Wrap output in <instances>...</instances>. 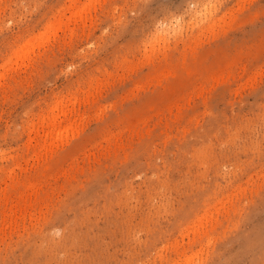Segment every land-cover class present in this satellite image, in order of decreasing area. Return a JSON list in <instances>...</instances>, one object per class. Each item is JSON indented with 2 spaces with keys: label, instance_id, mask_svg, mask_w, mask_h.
I'll return each instance as SVG.
<instances>
[{
  "label": "rangeland",
  "instance_id": "374dc122",
  "mask_svg": "<svg viewBox=\"0 0 264 264\" xmlns=\"http://www.w3.org/2000/svg\"><path fill=\"white\" fill-rule=\"evenodd\" d=\"M0 264H264V0H0Z\"/></svg>",
  "mask_w": 264,
  "mask_h": 264
},
{
  "label": "bare ground",
  "instance_id": "6f19581e",
  "mask_svg": "<svg viewBox=\"0 0 264 264\" xmlns=\"http://www.w3.org/2000/svg\"><path fill=\"white\" fill-rule=\"evenodd\" d=\"M80 10V9H79ZM25 50V49H24ZM25 52V51H24ZM57 100V99H56ZM57 103V102H56ZM74 108V107H73ZM67 109V108H66ZM51 110V109H50ZM62 114H64V113H62ZM72 114V113H71ZM54 117V116H53ZM54 119H55V117H54ZM50 121V120H49ZM73 121V120H72ZM53 122H54V120H53ZM50 124V123H49ZM70 124V123H69ZM51 126V125H50ZM58 128V127H57ZM52 130V129H51ZM55 141V140H54ZM47 145V144H46Z\"/></svg>",
  "mask_w": 264,
  "mask_h": 264
}]
</instances>
